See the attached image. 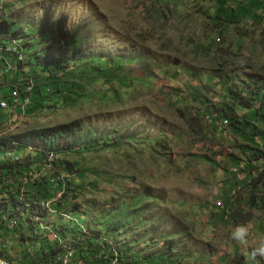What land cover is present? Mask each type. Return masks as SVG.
<instances>
[{
	"label": "rangeland",
	"instance_id": "rangeland-1",
	"mask_svg": "<svg viewBox=\"0 0 264 264\" xmlns=\"http://www.w3.org/2000/svg\"><path fill=\"white\" fill-rule=\"evenodd\" d=\"M241 2L230 1L228 10L235 14L225 16L224 0H6L0 20L12 21L39 43V55L75 58L76 68L65 87L53 80L52 97L39 102L36 96L29 112L18 114L16 104L7 117L0 111V138L74 122L102 144L54 157L58 167L50 157L36 177H26L30 184L53 178L57 184L53 197L37 203L47 216L44 233H53L59 222L76 229L65 232L62 244L94 233L100 241L111 238L116 258L106 264L225 260L224 247H231L224 246L221 231L204 223L203 205L215 193L213 200L222 204L238 194L240 206L249 205L244 177L252 163L246 155L251 158L254 149L264 155V142L250 135L255 127L264 130V120L237 107L247 98L245 89L264 85V2ZM25 70L41 89L46 82L39 71ZM234 113L249 122L241 124L247 137L228 124L217 131L219 122L227 121L223 115ZM30 153H1L0 159L19 162ZM235 180L239 185L230 183ZM27 186L33 191L28 196L37 192ZM258 219L250 213L249 244L236 252L244 263L235 258L231 264H264V258L250 255L264 236ZM118 222L121 227L114 230ZM21 240L17 235L16 243L8 244L13 264L35 253ZM63 247L73 254L72 264H82ZM83 264H95L94 258Z\"/></svg>",
	"mask_w": 264,
	"mask_h": 264
},
{
	"label": "trees",
	"instance_id": "trees-1",
	"mask_svg": "<svg viewBox=\"0 0 264 264\" xmlns=\"http://www.w3.org/2000/svg\"><path fill=\"white\" fill-rule=\"evenodd\" d=\"M230 1L236 2V0H224L223 5L226 15L223 14L225 16L235 14L234 11L230 13L228 10L227 4ZM241 1L245 2V0ZM248 1L261 4L264 2L263 0ZM260 9L263 10L264 8ZM15 25V23L7 19L0 20V46L2 48L7 47L15 50V58L9 55L5 56V54L0 58V99L9 101V98L11 99L12 97V92L16 90L19 96L14 98L17 101L15 112L24 114V112H29L31 104L36 96L39 102L45 100V98L50 99L52 97V93L48 91V86L53 83V80L55 83H59L60 87H65L68 83L65 81L71 74V69H75L76 67H71L75 62V58H73L74 60L64 59V55L58 54L57 57L47 58L48 54L46 53H40L41 55H39L35 51L39 43H35L34 39L29 38L28 35H22L19 29H15ZM18 42H20L21 46ZM4 58L5 62H3ZM80 67L82 66H79L77 69ZM25 69L33 73H36V70L39 71L41 80L46 82L42 84L43 87L41 89V85H36V82L32 81V78L29 77V73L26 72ZM24 74L25 76H22ZM88 75L90 76L89 71ZM255 89L256 90L252 92L251 90L245 89L244 94L247 98L243 102L238 101L237 107L243 111H250V113L253 111L255 118L257 117L264 120V85L261 84V86ZM229 95L231 96L230 93ZM27 97L29 99L28 105L26 108L20 110L19 103L24 102L26 104ZM250 100H252V102H248ZM14 105L15 104L11 102L10 108ZM3 112L6 113L5 116L7 117L8 112ZM223 117L228 121L227 127L233 130L234 133L242 134L244 137L248 136L241 126L243 123L244 125L249 124L245 118L240 122L236 119L235 113L234 115H223ZM0 120L2 119L0 118ZM209 121L211 125H214L212 120ZM223 121L225 122V120L219 122L220 126ZM10 124L13 123L11 122ZM220 126L218 125V129H216L221 132L225 127L223 126V129L219 130ZM255 129L256 131L254 134L250 135L259 137L264 142V130H258L256 127ZM100 146H102V144L95 140L91 133L83 132L78 124L74 122L52 129L33 131L18 137L6 136L0 138V154L8 153L20 155L25 149L31 151L30 154H32L26 158H21L19 162H12L14 158H10L7 161L2 158L0 159V222H7V226L20 236L22 239L21 241L24 243L23 246H27L28 249L35 252L33 254H24L17 264H57L56 256L59 258L65 253L67 255L63 257V260L66 258L67 262L72 264L71 260H73V257L70 258L69 261L71 252L63 249L64 244L75 253L74 257L82 264L83 262L86 263V260L91 257L94 258L95 264H106L116 258L109 250L111 248L109 247L111 238L108 239V241H100L98 238L99 233H94L96 236H90V238L84 237L82 234V236H75L70 244L66 242L62 244L61 242V239L65 236V232L71 234L76 231V229L68 225L59 224L58 222V226H55L57 222H53L52 225L55 226L54 232L56 234L54 232L50 234L44 233L41 224L45 221L47 216H45V213L39 208L37 203L43 199H50L54 196L56 191L53 188V184L50 182L46 181L44 184H30L29 178H26L30 175H35L36 177L48 163L50 164V162L47 161L50 157L52 158L51 164L58 167L57 160H55L54 157L82 152L84 150L93 151L94 148ZM249 153L252 159L246 155V160L248 164L252 163V167L248 169V176L244 177L246 182L245 185L249 190L248 202L249 204H257V207L259 206L260 210L264 211V155H262L259 150L255 149ZM254 164L255 166H253ZM23 179L27 181L23 182ZM51 180L52 179H50V181ZM27 185H32V187L37 188V192H34V195L31 194V196H28V194L33 191H28L27 189L29 186ZM45 186H47V188H45ZM25 187H27V189H24ZM57 195L58 194H56V196ZM255 197L258 199L257 202ZM225 201L227 206L219 202L221 204L219 207L227 208V214L230 212L229 215L231 216L229 218L230 222L235 221L237 218V209L232 207L236 200H234L233 196H230L229 198L226 197ZM47 204L41 203L40 206L45 209ZM10 225H13L14 228ZM120 227L121 224L118 222L114 230H118ZM22 229L28 234L25 235L24 233H20ZM52 235L56 237L55 240L52 239ZM21 254H23V251ZM0 259L5 261L8 260L4 258L1 252ZM61 262L62 259L60 260V263ZM119 262H121L120 259L115 264H119Z\"/></svg>",
	"mask_w": 264,
	"mask_h": 264
},
{
	"label": "crops",
	"instance_id": "crops-1",
	"mask_svg": "<svg viewBox=\"0 0 264 264\" xmlns=\"http://www.w3.org/2000/svg\"><path fill=\"white\" fill-rule=\"evenodd\" d=\"M242 177V176H240ZM230 183H234L233 186L235 185H239L238 180H235V182H230ZM245 183V180H244ZM241 185V184H240ZM239 188L235 187V190H238ZM234 190V192H235ZM238 194L235 196L236 202L234 203V206L232 208H236L237 209V218L235 221L230 222L229 218L231 217L229 215V213L227 214V208H220L219 206H217L216 204L218 203L219 205H221L219 202L221 201H217V200H213V199H217L216 197V193L215 195L211 198V197H207L208 198V202L203 205V211L206 214L205 218H204V223L207 225H211L210 230H212V228H215L216 230H218V232L222 233L223 236H221L223 242H224V246H228L231 247V251L230 248L229 250H227V248L224 247V251L226 253L225 256H227L222 260L221 258L218 259L215 256L212 259V264H222V262H224L223 264H231L230 261H234L235 263V258H239L240 261L236 260L237 262H242L244 263V259L240 256L235 257L237 254V250L238 248L242 247L241 244H239L238 242L234 241L231 239V232L234 229V227L236 225H233L234 222H238L240 224H244L246 221H248V218L250 217V213L251 215H256L259 216V224L261 225L259 227V231H263L264 234V215H260L258 212H256V210H260L259 206L257 207V204H249V205H245V208L243 206H240L239 201H240V197L238 199ZM255 200L257 202V197H255ZM212 204V206H211ZM262 212H264L262 210ZM229 222L231 227H226V222ZM249 222V221H248ZM245 224H248L247 222ZM12 228L13 225H10ZM16 232L14 230H12L11 228H9L7 226V222H0V252L2 253V255L4 256V258L8 259L10 261V264H13V259H12V250L10 251V249L8 248L9 245L8 244H12V242L15 244L16 243ZM207 237V236H206ZM211 237V235H210ZM6 244V245H5ZM20 246H16L17 250H21V253L23 251V247L21 246V244L19 243ZM20 256V254H19ZM220 261V262H219Z\"/></svg>",
	"mask_w": 264,
	"mask_h": 264
},
{
	"label": "clouds",
	"instance_id": "clouds-1",
	"mask_svg": "<svg viewBox=\"0 0 264 264\" xmlns=\"http://www.w3.org/2000/svg\"><path fill=\"white\" fill-rule=\"evenodd\" d=\"M6 3L4 0L3 4L1 5V9L3 5ZM20 44V42H18ZM21 46V44H20ZM251 225L249 224H239L234 227L231 232V239L238 242L239 244L248 245L249 244V236H250ZM250 255L255 257L264 258V236L257 238L255 241V246L252 248ZM0 264H7V261L0 259Z\"/></svg>",
	"mask_w": 264,
	"mask_h": 264
},
{
	"label": "built area",
	"instance_id": "built-area-1",
	"mask_svg": "<svg viewBox=\"0 0 264 264\" xmlns=\"http://www.w3.org/2000/svg\"><path fill=\"white\" fill-rule=\"evenodd\" d=\"M3 54H5V56H7V55H9V56H13L14 58H15V50L14 49H12V48H1L0 49V58L3 56ZM17 60V59H16ZM3 62H5V58H4V60H3ZM19 95H18V93H17V91L16 90H14L13 92H12V97H11V99L9 98V101H6V100H2V99H0V111H6V112H8L9 113V109H10V104H11V102H12V104H16L17 103V101L14 99V98H17ZM2 98V97H1ZM28 102H29V99H28V97L26 98V106L28 105ZM25 110V109H24ZM8 113H7V115H8ZM228 123H227V121H225V125H224V127H226V125H227ZM7 158H11V157H7ZM57 180V179H56ZM50 183H52L53 185H56L57 186V184H56V181L54 180V178L50 181ZM71 257H73V254L71 253ZM56 260H61V259H59L58 258V256H56ZM63 261V260H62Z\"/></svg>",
	"mask_w": 264,
	"mask_h": 264
},
{
	"label": "bare ground",
	"instance_id": "bare-ground-1",
	"mask_svg": "<svg viewBox=\"0 0 264 264\" xmlns=\"http://www.w3.org/2000/svg\"><path fill=\"white\" fill-rule=\"evenodd\" d=\"M3 2H4V0H0V9H1V5L3 4ZM1 48H2V47L0 46V49H1ZM224 125H225V122L223 121L222 125H221V126L219 125V126L223 128ZM222 128H221V129H222ZM221 129H220V130H221ZM52 239L55 240L56 237H55L54 235H52ZM63 256H64V255H63ZM62 258H63V257H62ZM62 258H61V259H62ZM7 264H9V263L7 262ZM60 264H68L66 258H65V259L63 260V262H61Z\"/></svg>",
	"mask_w": 264,
	"mask_h": 264
}]
</instances>
